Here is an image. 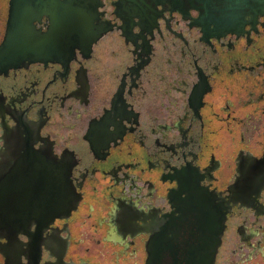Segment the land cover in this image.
<instances>
[{
    "label": "flooded vegetation",
    "instance_id": "af4514ba",
    "mask_svg": "<svg viewBox=\"0 0 264 264\" xmlns=\"http://www.w3.org/2000/svg\"><path fill=\"white\" fill-rule=\"evenodd\" d=\"M88 1L81 35L0 65V214L23 227L41 151L76 206L0 236V264H146L203 189L226 206L215 264H264V8L232 23L201 5ZM11 11L0 0V46L24 54V38L7 42Z\"/></svg>",
    "mask_w": 264,
    "mask_h": 264
},
{
    "label": "water",
    "instance_id": "95a60500",
    "mask_svg": "<svg viewBox=\"0 0 264 264\" xmlns=\"http://www.w3.org/2000/svg\"><path fill=\"white\" fill-rule=\"evenodd\" d=\"M151 3L172 1L186 3L190 7L201 5L207 15L213 11L226 16L234 23L237 15H245L264 8V0H147ZM88 0H11L12 11L9 37L12 41L25 39V53L6 51L7 44L0 46V65H10L19 60H33L40 56L38 50L49 46L55 34L61 40L69 35H81L87 29L92 12ZM135 12L142 10L146 0H120ZM47 14L52 25L45 34L35 25V20ZM14 47L13 42L10 43ZM18 47L15 46V48ZM36 51V52H35ZM54 54H47L52 56ZM36 181L26 182V209L20 217L23 227L12 229L16 215L0 214V236L16 238L18 233L30 234V225L36 222L38 232L57 216L68 215L75 206L68 173L48 152L41 151L36 157ZM34 174V169L31 173ZM36 191V194L34 193ZM73 199V200H72ZM226 206L213 192L202 190L200 196L190 198L180 211V216L168 228H162L149 248L146 264H215L226 228ZM22 216V215H21Z\"/></svg>",
    "mask_w": 264,
    "mask_h": 264
}]
</instances>
